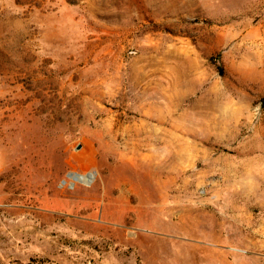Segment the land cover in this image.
<instances>
[{
  "label": "rangeland",
  "instance_id": "rangeland-1",
  "mask_svg": "<svg viewBox=\"0 0 264 264\" xmlns=\"http://www.w3.org/2000/svg\"><path fill=\"white\" fill-rule=\"evenodd\" d=\"M0 264H264V0H0Z\"/></svg>",
  "mask_w": 264,
  "mask_h": 264
},
{
  "label": "bare ground",
  "instance_id": "bare-ground-1",
  "mask_svg": "<svg viewBox=\"0 0 264 264\" xmlns=\"http://www.w3.org/2000/svg\"><path fill=\"white\" fill-rule=\"evenodd\" d=\"M142 103L146 104L145 100H142ZM162 118V117H161ZM164 118V116H163ZM162 118V119H163ZM166 119V118H165ZM166 121V120H165ZM165 121H160V125H163ZM17 125V123H15ZM15 126V125H14ZM165 128V126H164ZM8 129V128H7ZM10 129V128H9ZM9 132V131H8ZM7 133V132H6ZM10 133V132H9ZM12 133V132H11ZM8 135V134H6ZM7 137V136H6ZM5 139V138H4ZM83 162V161H82ZM96 170V169H95ZM93 168H91L87 173L79 174V173H70L69 176L79 182L82 183H91L96 177V172Z\"/></svg>",
  "mask_w": 264,
  "mask_h": 264
}]
</instances>
